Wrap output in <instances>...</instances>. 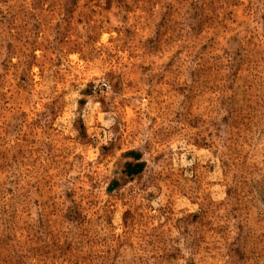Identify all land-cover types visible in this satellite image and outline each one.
Segmentation results:
<instances>
[{
  "label": "clouds",
  "instance_id": "9594fccd",
  "mask_svg": "<svg viewBox=\"0 0 264 264\" xmlns=\"http://www.w3.org/2000/svg\"><path fill=\"white\" fill-rule=\"evenodd\" d=\"M0 264H264V0H0Z\"/></svg>",
  "mask_w": 264,
  "mask_h": 264
}]
</instances>
